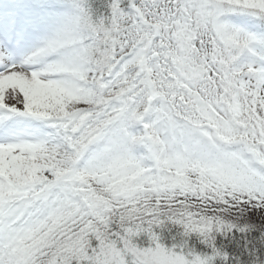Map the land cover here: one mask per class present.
<instances>
[{"label": "snow or ice", "instance_id": "6c2138e0", "mask_svg": "<svg viewBox=\"0 0 264 264\" xmlns=\"http://www.w3.org/2000/svg\"><path fill=\"white\" fill-rule=\"evenodd\" d=\"M0 264H264V0H4Z\"/></svg>", "mask_w": 264, "mask_h": 264}]
</instances>
